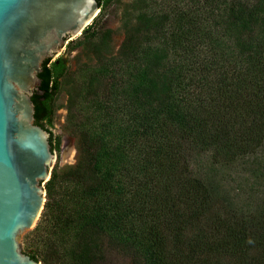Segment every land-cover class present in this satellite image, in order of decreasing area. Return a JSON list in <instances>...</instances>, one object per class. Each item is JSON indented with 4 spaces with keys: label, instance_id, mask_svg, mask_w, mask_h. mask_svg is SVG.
I'll use <instances>...</instances> for the list:
<instances>
[{
    "label": "trees",
    "instance_id": "1",
    "mask_svg": "<svg viewBox=\"0 0 264 264\" xmlns=\"http://www.w3.org/2000/svg\"><path fill=\"white\" fill-rule=\"evenodd\" d=\"M143 21L151 38L131 56L121 55L130 36L109 60L91 44L109 86L85 104L74 165L44 184L29 256L111 264L108 252L121 250L132 264H264V202L248 214L228 208L192 167L196 152L232 164L264 147V0H167ZM64 69L44 60L31 96L45 130Z\"/></svg>",
    "mask_w": 264,
    "mask_h": 264
},
{
    "label": "water",
    "instance_id": "2",
    "mask_svg": "<svg viewBox=\"0 0 264 264\" xmlns=\"http://www.w3.org/2000/svg\"><path fill=\"white\" fill-rule=\"evenodd\" d=\"M98 9L96 0H0V264H40L16 240L43 209L41 184L53 160L31 96L43 61L80 35Z\"/></svg>",
    "mask_w": 264,
    "mask_h": 264
},
{
    "label": "rangeland",
    "instance_id": "3",
    "mask_svg": "<svg viewBox=\"0 0 264 264\" xmlns=\"http://www.w3.org/2000/svg\"><path fill=\"white\" fill-rule=\"evenodd\" d=\"M167 0H111L103 2L90 24L75 38L65 40L62 49L51 62L62 61L64 75L60 80V89L53 101V116L45 127L51 137L52 164L49 178L53 172L60 174L72 167L76 160L75 144L81 137L82 125L89 122V111L86 102L102 95L109 86V80L97 69L92 43L102 44L100 54L102 60H109L118 52L124 39L130 36L132 44L128 46L123 57L131 56L137 46L149 36V23H143L147 16L160 13V6ZM152 24V22H151ZM94 34L91 43L82 40L84 34ZM132 36V37H131ZM138 45V47H139ZM157 57L165 59L163 47L156 42L151 43ZM129 53V54H128ZM155 62H151V70L155 71ZM156 81V75L153 77ZM192 167L198 176L216 182L223 203L238 212H254L264 202V147L256 154L237 160L232 164H214L203 152L192 156ZM44 183L41 186L44 189ZM45 190V189H44ZM46 194V193H45ZM45 203V202H44ZM43 210V209H42ZM30 229L17 235L16 240L22 254L30 255L37 248L36 236L42 222L41 213ZM99 242L97 236L91 241ZM106 246L110 244L105 241ZM108 258L111 264H132L133 261L121 250H110ZM40 263V262H39Z\"/></svg>",
    "mask_w": 264,
    "mask_h": 264
}]
</instances>
